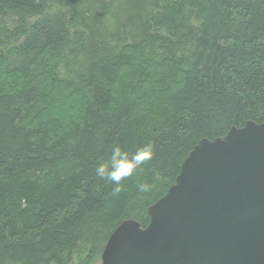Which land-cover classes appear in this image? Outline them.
<instances>
[{
    "label": "trees",
    "instance_id": "1",
    "mask_svg": "<svg viewBox=\"0 0 264 264\" xmlns=\"http://www.w3.org/2000/svg\"><path fill=\"white\" fill-rule=\"evenodd\" d=\"M248 121L264 123V0H0V264H95L199 140ZM149 143L113 195L97 161Z\"/></svg>",
    "mask_w": 264,
    "mask_h": 264
},
{
    "label": "water",
    "instance_id": "2",
    "mask_svg": "<svg viewBox=\"0 0 264 264\" xmlns=\"http://www.w3.org/2000/svg\"><path fill=\"white\" fill-rule=\"evenodd\" d=\"M147 216L113 230L100 264H264V123L199 140Z\"/></svg>",
    "mask_w": 264,
    "mask_h": 264
},
{
    "label": "clouds",
    "instance_id": "3",
    "mask_svg": "<svg viewBox=\"0 0 264 264\" xmlns=\"http://www.w3.org/2000/svg\"><path fill=\"white\" fill-rule=\"evenodd\" d=\"M153 155V146L150 143L138 147L133 153L120 144H115L107 159L97 161L94 171L101 180H107L114 185L112 194L116 195L123 190L122 181L141 171L142 165L150 161ZM147 187L145 184L139 185L140 191H146Z\"/></svg>",
    "mask_w": 264,
    "mask_h": 264
},
{
    "label": "rangeland",
    "instance_id": "4",
    "mask_svg": "<svg viewBox=\"0 0 264 264\" xmlns=\"http://www.w3.org/2000/svg\"><path fill=\"white\" fill-rule=\"evenodd\" d=\"M95 264H100V261L95 262Z\"/></svg>",
    "mask_w": 264,
    "mask_h": 264
}]
</instances>
